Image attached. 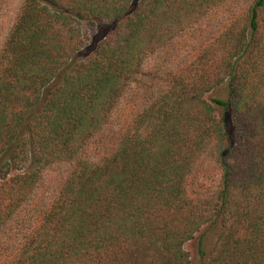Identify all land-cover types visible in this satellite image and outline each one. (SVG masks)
Masks as SVG:
<instances>
[{"label":"trees","instance_id":"obj_1","mask_svg":"<svg viewBox=\"0 0 264 264\" xmlns=\"http://www.w3.org/2000/svg\"><path fill=\"white\" fill-rule=\"evenodd\" d=\"M202 229L264 264V0H0V264H190Z\"/></svg>","mask_w":264,"mask_h":264},{"label":"rangeland","instance_id":"obj_2","mask_svg":"<svg viewBox=\"0 0 264 264\" xmlns=\"http://www.w3.org/2000/svg\"><path fill=\"white\" fill-rule=\"evenodd\" d=\"M82 33L85 38V42L88 45H91L93 41L98 38V34L94 29H92L87 23L82 22ZM208 99H221L227 100L228 94L225 86H222L208 96ZM206 229H202L199 233L196 234L195 238L184 245V250L189 255L190 264H202L200 251L203 250L205 253H209L211 246L214 242V237L212 234H208L205 237ZM204 235V236H203Z\"/></svg>","mask_w":264,"mask_h":264}]
</instances>
